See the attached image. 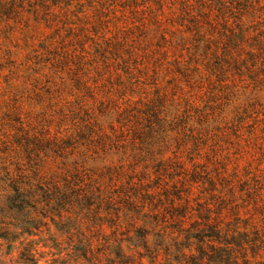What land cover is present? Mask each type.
Masks as SVG:
<instances>
[{
  "label": "trees",
  "instance_id": "obj_1",
  "mask_svg": "<svg viewBox=\"0 0 264 264\" xmlns=\"http://www.w3.org/2000/svg\"><path fill=\"white\" fill-rule=\"evenodd\" d=\"M178 1L0 0V93L20 90L39 111L0 132V219L21 216L0 222L7 237L48 217L73 236L100 205L114 231L70 237L65 262L264 264L252 166L264 154L250 143L264 131V40H245L243 21L257 0H211L218 16L182 17L173 36L162 17ZM122 2L153 13L123 21ZM57 94L60 112L49 110ZM20 251L30 262L37 250Z\"/></svg>",
  "mask_w": 264,
  "mask_h": 264
},
{
  "label": "rangeland",
  "instance_id": "obj_2",
  "mask_svg": "<svg viewBox=\"0 0 264 264\" xmlns=\"http://www.w3.org/2000/svg\"><path fill=\"white\" fill-rule=\"evenodd\" d=\"M174 1V0H170ZM183 0H179L177 2L178 6L177 9L172 6V4H166L164 6V15L165 17H162V22L167 26L168 33L174 34L179 33L178 31L181 28V24L188 23V19L191 18L193 15L198 14H212L214 17L218 16V6L216 3H214L211 0H187V9L180 10L178 9L179 6ZM131 3H119L118 5H113L116 10L114 12L118 13V15L122 18V20H125V15L133 16L132 13L134 12L132 10ZM237 4H233L230 6L231 9H233V12H236V9H238ZM250 7H246L244 9L243 14V21L247 25V28L249 29L248 33L251 32L253 35L250 36L248 34L245 37V40H247L249 43L253 42L252 39H258L263 42L264 40V0H257V2L251 3L249 5ZM146 8L144 5L137 6L134 8L136 15L139 16V18H143L144 16H151L153 13V10H145ZM132 10V11H131ZM158 10V6L154 5V11ZM131 11V12H130ZM115 14V13H114ZM216 15V16H215ZM182 17H185V21H181ZM213 18V17H211ZM53 73L52 75H54ZM59 76H67V74L64 73H58L57 75H54V77ZM68 76H70L68 74ZM45 80L44 74L43 76H39V82H43ZM32 91H34V86H32ZM22 91L17 90L15 92H1L0 93V132H4V125H7L8 129L11 130V132H14V125L19 126L20 121L22 122L23 119L25 122L31 121L32 123H37L35 118L39 115V111L33 110L32 106H29L28 102L32 100L29 96H27L25 99H23ZM21 95V96H20ZM264 95V94H263ZM31 97L35 98L36 95H30ZM62 97H65V95H56V99L50 102V108L49 110H57L60 112L63 108H65V105L67 104L68 99H64ZM264 100V99H263ZM23 101H28L25 103H21ZM47 109V111H49ZM232 112L233 108L231 106L228 107L226 110V117L228 118V122L232 119ZM264 112L263 108L259 110L258 113ZM21 114V115H20ZM33 116V120L29 118V116ZM261 117H264L263 114H260ZM251 121V119H249ZM8 122V123H7ZM21 124V123H20ZM55 125V124H54ZM229 126H232V124H229ZM252 131L253 130V123H249L247 127L245 128V131ZM257 137L254 135V139L251 140V145L253 147V152L256 150V154H260V157L262 154H264V147L263 149L258 148L259 144L258 141H262L264 143V131L260 130L256 132ZM259 152V153H258ZM252 158V156H250ZM73 157L70 159L71 162H73ZM63 158H59L58 163L60 166H64L62 164ZM69 161V163H70ZM253 166V173L256 175L260 181V188H257V193L259 194V201H264V159H256L252 161ZM90 168V167H87ZM87 168L83 169L85 172H87ZM87 189H91L94 192L98 193V189L96 187H85ZM93 209L90 211H84L82 217H84L81 220L80 225V231H73V236H71L69 233H67L66 227L63 228L61 225L56 226L54 223V219L52 217L44 218L43 222L46 224L45 226H41L39 229H35L32 231L33 235H25L20 236L19 233H15L11 237H7L5 235L6 231H4V226L0 224V264H72L69 263V261L65 262L64 259L69 260L68 258H65L66 254L71 250L72 248V241L71 239L75 240H86L91 238H101L104 236L110 235L114 231L113 222L115 220V216H108V215H102V207L100 205L92 206ZM98 208V209H97ZM7 211V210H6ZM65 214V213H64ZM21 216L19 214H13L8 217L7 213H3V219H0L1 221H4L5 223L11 222L13 224H17L20 220ZM121 229L120 231H122ZM71 237V239H70ZM23 241V245H21V242ZM30 247L35 248L37 251L34 254L32 258L34 260L27 262L26 256L22 255L23 251H20L21 247ZM101 248L94 245V251L101 252Z\"/></svg>",
  "mask_w": 264,
  "mask_h": 264
}]
</instances>
